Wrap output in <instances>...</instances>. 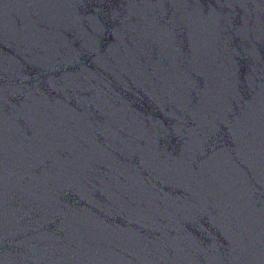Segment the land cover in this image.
<instances>
[{"label":"water","instance_id":"water-1","mask_svg":"<svg viewBox=\"0 0 264 264\" xmlns=\"http://www.w3.org/2000/svg\"><path fill=\"white\" fill-rule=\"evenodd\" d=\"M0 264H264V0H0Z\"/></svg>","mask_w":264,"mask_h":264}]
</instances>
